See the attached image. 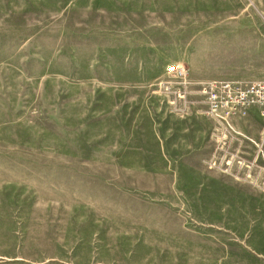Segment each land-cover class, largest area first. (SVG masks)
Returning <instances> with one entry per match:
<instances>
[{"label": "rangeland", "instance_id": "1", "mask_svg": "<svg viewBox=\"0 0 264 264\" xmlns=\"http://www.w3.org/2000/svg\"><path fill=\"white\" fill-rule=\"evenodd\" d=\"M211 79L264 80V0H0V264H264V119Z\"/></svg>", "mask_w": 264, "mask_h": 264}, {"label": "built area", "instance_id": "2", "mask_svg": "<svg viewBox=\"0 0 264 264\" xmlns=\"http://www.w3.org/2000/svg\"><path fill=\"white\" fill-rule=\"evenodd\" d=\"M166 75L183 77L184 67L173 63L166 67ZM197 93L204 98L206 113L234 132L232 120L248 116L255 109L264 119V80L243 82L238 80L211 79L201 85Z\"/></svg>", "mask_w": 264, "mask_h": 264}]
</instances>
